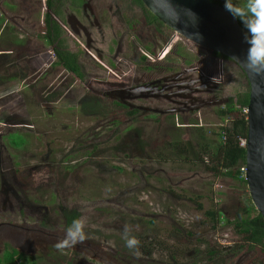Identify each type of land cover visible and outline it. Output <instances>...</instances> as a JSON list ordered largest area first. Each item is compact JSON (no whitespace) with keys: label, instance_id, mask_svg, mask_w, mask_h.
Returning <instances> with one entry per match:
<instances>
[{"label":"rangeland","instance_id":"obj_1","mask_svg":"<svg viewBox=\"0 0 264 264\" xmlns=\"http://www.w3.org/2000/svg\"><path fill=\"white\" fill-rule=\"evenodd\" d=\"M233 2L242 5L244 0ZM111 9L142 8L132 0H116ZM45 11L44 0H35V9H30L35 25L29 31L0 18V76L22 70V60L15 57L29 47V68L35 71L0 84V174L14 184L19 198V209H9L0 186V228L14 230L0 233V254L14 248L38 264H205L212 251L224 264H250L251 253L234 249L236 237L230 227L220 221L211 229L203 215L211 208L231 213L247 196L245 183L214 177L197 161L165 159L169 141L189 142L195 151L203 143L214 146L213 132L220 124L214 111L222 101L192 113H147L124 123L122 108L87 91L53 64V54L41 37ZM157 27L159 34L142 22L136 27L137 41L149 44L152 56L165 47L169 52L163 59L177 66L200 59V68L215 78L217 99L246 89L234 63L210 62L209 52L164 25ZM63 28L64 44L71 49L69 39L75 36ZM90 59L81 57L84 80L114 78L111 69L96 72V60ZM61 207L75 208L78 217H87V238L58 251L54 245L66 230ZM125 225L140 241L139 255L125 246Z\"/></svg>","mask_w":264,"mask_h":264},{"label":"flooded vegetation","instance_id":"obj_2","mask_svg":"<svg viewBox=\"0 0 264 264\" xmlns=\"http://www.w3.org/2000/svg\"><path fill=\"white\" fill-rule=\"evenodd\" d=\"M45 1L44 8L48 11ZM115 1L55 0L53 2L49 0L57 16H53L51 10L48 13L64 33L63 27L70 30L75 36L74 40L69 39L72 48H68V50L76 53V63L82 75L86 74L81 61V57L85 56L91 58L90 60H93L92 58L96 60L92 61L96 72L111 69L110 72L114 77L110 80L94 78L92 81L83 78L77 80L73 77L74 81L81 82L87 91L122 108V121L126 124L143 119L147 113L156 116H173L180 113H192L203 106L212 105L211 102L215 100H220L222 103L227 101V98L217 99L214 97L215 78L212 79L211 73H206L200 68V59L196 60L195 64L188 62L186 66H177L171 59H163L164 55L169 52L165 50V47L156 56H153V59L146 58L144 54L147 52L151 54V50L149 44H141L137 41L139 35L136 27L142 22L143 25L151 27L155 33L159 34L157 26L162 24L157 20L148 22V14L145 9H111ZM6 9L20 10L9 12L10 10ZM30 9H35V0H0V18L8 21L12 27L20 31H24L23 26H26L28 31L34 29V21L30 20ZM137 11L140 16L137 15ZM64 39L65 37L62 38L63 41ZM29 49L30 47L28 51L24 52V55L15 57L18 61L22 60V65H20L22 70L0 76V84L12 79H7V77H22L24 79L27 77V72L35 73L29 68L31 60ZM80 52H82L81 56H79ZM209 53L210 62H214L215 59L216 62L221 59L231 62L225 57ZM54 61L53 64L59 66ZM120 66L126 70H120ZM35 82L36 78L33 80L34 84H36ZM198 104H202L201 107L194 108ZM115 136L116 134L112 133V137L116 139ZM93 137L95 138V136ZM123 139L125 140V137L120 140ZM90 147L94 150V143ZM11 183H14L13 178H11ZM13 185L5 182L3 175L0 174V186L4 200L9 209H12V205L19 209V198ZM9 198L15 202L8 201ZM5 227L0 228V233L3 231L14 232L12 226ZM16 244L18 245V242Z\"/></svg>","mask_w":264,"mask_h":264},{"label":"trees","instance_id":"obj_3","mask_svg":"<svg viewBox=\"0 0 264 264\" xmlns=\"http://www.w3.org/2000/svg\"><path fill=\"white\" fill-rule=\"evenodd\" d=\"M132 1L142 9H145L139 0ZM211 1L223 7L224 1ZM45 5L48 8L47 10H51L54 14L53 16L56 17L57 13L52 9L51 2L46 0ZM48 11L43 14L41 37L51 48L55 57L54 63L66 69L72 77L81 80L82 73L76 63V53L67 49L61 37L63 31ZM147 14L148 22L156 21V18L148 11ZM237 22L242 26L238 20ZM158 24L160 23L158 22ZM213 54L223 57L216 53ZM9 78L13 77H7V79ZM247 95L248 86L246 85L244 91H239L233 97H228L226 102H223L215 109L214 114L220 120V124L213 132L216 141L212 148L207 143H203L199 147L200 149L195 151L189 142L169 141L167 144L169 149L165 159L197 161L202 164L205 172L214 177L226 176L244 182L241 168L244 165V140L246 136L244 109L247 103ZM197 207L199 208V205ZM59 212L65 228L71 224L73 219L78 218V211L75 208L61 207ZM203 215L207 218L208 227L211 229L215 228L220 221L225 226L230 227L236 237L234 249L251 253L250 264H264V219L256 213L248 196H246L244 201H238L231 213L224 214L218 209L211 208L204 210ZM208 253L210 259L205 264H224L225 260L223 257L212 251ZM0 264L38 263L31 256L24 255L14 248H6L0 254Z\"/></svg>","mask_w":264,"mask_h":264},{"label":"water","instance_id":"obj_4","mask_svg":"<svg viewBox=\"0 0 264 264\" xmlns=\"http://www.w3.org/2000/svg\"><path fill=\"white\" fill-rule=\"evenodd\" d=\"M162 25L184 41L234 63L248 86L242 178L254 210L264 219V74L249 72L242 60L248 48L245 30L221 5L211 0H139ZM195 14L193 23L184 10ZM221 103L220 100L211 104ZM202 104L194 106L201 107Z\"/></svg>","mask_w":264,"mask_h":264},{"label":"clouds","instance_id":"obj_5","mask_svg":"<svg viewBox=\"0 0 264 264\" xmlns=\"http://www.w3.org/2000/svg\"><path fill=\"white\" fill-rule=\"evenodd\" d=\"M224 10L234 19L238 20L244 30V41L248 48L241 60L240 57L234 56L249 72L253 74H264V0H244L242 5L233 3V0H224ZM185 14L194 23L195 14L185 9ZM88 219L80 216L73 219L71 224L66 228L64 236L54 247L58 251L75 247L83 243L87 236L84 231ZM122 239L125 246L134 250V255H139L140 241L130 235V228L125 225L122 232Z\"/></svg>","mask_w":264,"mask_h":264},{"label":"built area","instance_id":"obj_6","mask_svg":"<svg viewBox=\"0 0 264 264\" xmlns=\"http://www.w3.org/2000/svg\"><path fill=\"white\" fill-rule=\"evenodd\" d=\"M144 56L148 59H153V56L149 53H145ZM244 112H245V109H244ZM241 171H242V168H241Z\"/></svg>","mask_w":264,"mask_h":264}]
</instances>
